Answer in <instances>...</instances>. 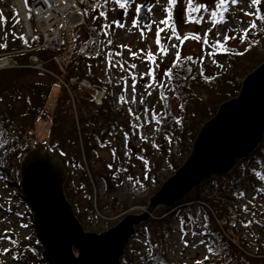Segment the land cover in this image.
I'll list each match as a JSON object with an SVG mask.
<instances>
[{"label":"trees","instance_id":"16d2710c","mask_svg":"<svg viewBox=\"0 0 264 264\" xmlns=\"http://www.w3.org/2000/svg\"><path fill=\"white\" fill-rule=\"evenodd\" d=\"M108 4L113 9L117 7L114 0H108ZM194 4L204 5V2L194 0ZM258 8L264 15L263 0ZM206 13L202 8L201 12L193 13V16L198 18ZM200 22L187 23L198 28ZM114 26L115 24H110L111 34L115 30ZM74 34L77 46L68 65L63 68L54 61L53 52L39 50L34 54L42 63V70L27 67L31 54L17 53L13 58L18 61L19 66L0 70V168L8 172L17 186L22 160L30 151L40 148L50 153L57 152L67 171L64 191L72 205L81 198L89 199L94 195L92 178L95 171L89 167V162L93 160L94 154L110 145V140L120 138L126 130L122 112L117 109L115 92L83 54L85 47L92 41L91 37L83 27L76 28ZM185 35L188 39H184ZM180 37L177 51L180 52L181 59L176 61V56L172 57L164 70L166 72L171 69V79L167 76L164 89L159 92L162 112L154 115L155 119H150L151 124H157L153 145H149L150 138L146 135L139 136L142 145L137 151L140 160L148 165V176L152 175L153 168L149 167V156L156 158V152L161 151L171 157V148L175 143L193 144L202 126L216 115L224 102L238 96L246 76L264 62V31L247 34L245 39L223 42L224 48L219 45L213 47L216 42H211V57L216 63L215 68L209 67L201 58L200 45L190 44L195 39L192 32ZM109 48L112 53L117 50L113 43ZM225 48L230 51H225ZM189 56L192 57L191 61L187 59ZM28 77L35 79L26 83ZM70 78L88 79L94 86L105 89L106 96L102 103L97 104L90 93L77 86L71 87V92L66 90L61 82H68ZM56 84H59V92L50 107L48 103ZM175 105L178 107L177 112L181 114L179 118ZM39 120H46L49 124L44 138L37 133ZM137 127L142 129L139 122ZM191 148L192 145L190 151ZM112 155L111 163L106 164L109 179L115 178L117 170L121 169L117 150ZM247 175L254 177L262 185L263 189L260 191L264 194V141L231 172L204 182L194 189L200 188L194 198H187L189 202H198L200 211H195L189 205L188 214L183 216L185 222H204V236L212 243L214 250L215 258L205 260L203 264H264V255H250L241 232L236 231V241L233 243L234 238L228 227V221L239 219L237 198L242 197L239 193L246 192ZM201 189L207 190L208 197L201 195ZM18 194L24 201L20 190ZM143 203L145 202L141 205ZM183 203L185 202L179 201L168 210L161 209L162 214L169 213L170 217L162 218V214L157 213L149 221L136 227L129 245H132L139 232L143 233L141 241L144 243L130 248L128 245L122 257L123 264H181L170 259L168 253L173 232L170 219L174 214L180 213V205ZM89 207L93 211L92 204ZM27 209L30 212L28 206ZM8 235L12 247L8 253L0 252V264H11L10 260L23 264L43 261V248L37 238L25 240L11 231ZM142 247L146 248L144 254ZM137 257L140 259H134Z\"/></svg>","mask_w":264,"mask_h":264},{"label":"rangeland","instance_id":"374dc122","mask_svg":"<svg viewBox=\"0 0 264 264\" xmlns=\"http://www.w3.org/2000/svg\"><path fill=\"white\" fill-rule=\"evenodd\" d=\"M33 1L28 0L27 9H31ZM145 1H149L151 7L147 26L136 22L138 14L135 12V7ZM182 1L178 0V4L174 9L177 32L179 35L189 32L194 34V42L191 41L190 44L201 46V58L211 68L216 67V63L211 57V42L218 41L222 44L225 42L223 39L225 35L235 37V39L229 40H239L245 36L246 32L253 35L259 31H264V20H259L255 16H245V12L255 11L254 8L249 7L251 0H240L236 5L229 4L227 15L221 23H214L215 17L211 16V10H215L216 0H199L200 2L203 1L209 10L203 16L204 19L201 20L198 28L185 22L187 4L186 0L183 3ZM166 7L167 0H135V4L129 6L126 13L125 10L117 6L114 9L111 8L112 10L108 16H90L91 20H94L101 28L104 39V56L100 59H88V62L94 64L98 74L106 78V82L110 85L109 88L115 92L117 109L122 112L126 130L120 138L110 140V145L100 150L98 154H94L93 160L89 162V167H92L95 171L92 178L95 185L94 195L89 199L81 198L74 205L71 204L75 215H77L86 232L100 234L116 226L130 214L143 213L147 209L151 196L160 189L166 180L174 175L176 168L183 164L191 152V142L188 144L179 143L177 140L178 143L172 145L171 157L161 151L156 152V158L149 156L148 163L151 165L149 167L153 168L152 175L148 176V165L140 160L137 151L142 145L140 135H146L150 138L148 143L153 145L152 140L157 135V124H151L150 119L162 112L159 92L164 87L160 85L162 83L165 86L167 82V76L163 73H165L164 70L169 60L175 56L180 44V40L175 39V37L168 38L172 36L171 29L160 24V21L166 18L167 14L164 11ZM255 7L258 8V5ZM12 8L10 0H0V17L3 18L2 23H0V43L7 44V47L0 48V58L4 56L12 58L13 54L19 52L20 54H29L20 51L22 49V39L20 37H23V31ZM114 21H119L124 27H118L113 23ZM253 21L256 23L254 29L251 28ZM105 24H115L113 34H111L109 27L107 29L103 28ZM158 28L166 29L165 32L160 34V44L156 43ZM105 32L108 35H105ZM142 33L143 35H141ZM5 34H7L6 41L4 39ZM196 37H199V39H196ZM205 39L209 42L205 43ZM109 40H111L110 44L108 43ZM112 43L117 49L113 53L109 48ZM174 44L176 45L175 48L172 47ZM149 52L152 53L155 62L148 58ZM132 53H137V56L133 57ZM133 64L136 65L135 68L131 67ZM120 65H123V68ZM27 67L33 68L30 65ZM149 72L154 74L155 81L152 76L148 75ZM34 79L35 77H28L25 81L31 83ZM132 84L136 85L134 93L131 87ZM149 84H153V87L149 88ZM58 92L59 84H56L48 103L50 107L53 106ZM133 95L135 96V102L132 100ZM121 97L124 98L122 101H120ZM174 108L177 112L178 107L175 105ZM176 115L178 118L181 116L180 112H177ZM138 122L141 124L142 129L137 127ZM48 129V121L39 120L37 122V133L41 138L47 136ZM169 145L167 146L169 147ZM116 150L121 169L117 170L115 178L109 179L106 164L111 163L113 151ZM9 176L8 172L0 168V237H3L0 239V252L2 253H8L4 252V249L10 250L12 247L8 241L10 231L20 235L25 240L37 238L32 214L28 211L24 201L19 198V188ZM246 178V192L242 197L237 198L240 212L239 219L228 221V227L234 238L233 243L236 241V231L241 232L247 242V250L250 255H259L260 257V255H264V194L260 191L263 188L254 177L247 175ZM199 189L190 192L181 200L185 203L180 206V213L174 214L170 219L173 232L170 236L168 256L173 261L181 264H196L197 261H205L204 257L206 255L209 256V259L213 260L215 258L213 252L207 251L208 247L212 248L211 242L200 243L202 239L205 240L203 235L204 222H202V225L187 223L183 217L188 214L189 205L193 206L195 211H200L198 202L187 204L189 203L187 198H194L199 193ZM201 191L202 196L208 197L206 189H201ZM142 202H145L144 205H141ZM89 204H92L93 211L90 209ZM245 207L248 211H244ZM162 208H157L153 216L157 213L162 214ZM167 217H170L169 214L164 212L162 218ZM23 225H27V227H23ZM193 232L197 235H192ZM142 234V232L137 233L132 245L144 243V241H141L143 239ZM185 240L188 242L187 247H185ZM132 245H129V248L133 247ZM144 253H146V248L142 247V254ZM134 259L139 260L140 258ZM10 262L11 264H23L12 260ZM123 262L124 259H121L120 264H123ZM32 264L47 263L32 261Z\"/></svg>","mask_w":264,"mask_h":264},{"label":"water","instance_id":"95a60500","mask_svg":"<svg viewBox=\"0 0 264 264\" xmlns=\"http://www.w3.org/2000/svg\"><path fill=\"white\" fill-rule=\"evenodd\" d=\"M137 15L148 25L150 2ZM264 141V62L246 76L237 97L224 102L196 136L190 154L160 189L147 209L130 214L100 234L86 232L67 200V171L57 152L30 151L22 160L17 187L30 208L37 240L47 264H120L136 227L155 210L172 208L215 176L231 172Z\"/></svg>","mask_w":264,"mask_h":264},{"label":"built area","instance_id":"2783aa9c","mask_svg":"<svg viewBox=\"0 0 264 264\" xmlns=\"http://www.w3.org/2000/svg\"><path fill=\"white\" fill-rule=\"evenodd\" d=\"M10 1L23 31L20 51L32 53L27 66L42 70L41 61L33 54L39 50L53 52L54 61L61 68L67 66L77 46L74 31L78 27H83L92 39L83 52L86 58L100 59L104 56L101 28L90 18L91 15L100 16L101 11L105 16L109 15L111 8L104 0H34L31 9H27L24 0ZM98 4L102 7H97ZM17 66L19 63L14 58H0V69ZM61 83L69 92L71 87L77 86L90 93L97 104H101L106 96L105 89L94 86L88 79L70 78L68 82L62 80Z\"/></svg>","mask_w":264,"mask_h":264},{"label":"snow or ice","instance_id":"6c2138e0","mask_svg":"<svg viewBox=\"0 0 264 264\" xmlns=\"http://www.w3.org/2000/svg\"><path fill=\"white\" fill-rule=\"evenodd\" d=\"M28 0H24V3L25 5L27 4ZM115 4L120 8V9H123L125 10V13L127 12L129 6L131 5H134L135 4V0H114ZM240 2V0H216V3H215V10H213L211 12V16L212 17H217L218 19L217 20H214V23H221L224 21V16H225V13L228 12V5L229 4H232V5H236ZM104 3H108V0H104ZM178 4V0H167V7L164 9V11L166 12V18L161 20L160 21V24H163L165 25L166 27L170 28L171 29V33H172V36L171 37H168V38H172V37H175V39L177 40H180L181 37L180 35L178 34L177 32V29H176V24H175V19H174V9L176 8ZM186 4H187V7L185 9V15H186V20L185 22H197L199 23L201 20L204 19L203 16H200V17H195L193 16V13H199L201 12V9L203 8L204 11H208L209 9L207 7H205L203 4H194V0H186ZM261 4V0H251V3L249 5V7H252L255 9V11H250V12H245V16H255L257 19L259 20H264V15L261 14V10L260 8H257L255 6L257 5H260ZM97 7H102V5H97ZM143 6H136L135 7V12L137 14H139L141 12V9H142ZM149 11H151V8H149ZM100 16H105V12L104 11H101L99 13ZM2 20L3 18L0 17V23H2ZM18 22V21H17ZM113 23H115L118 27H124V25L122 23H120L119 21H114ZM108 27H110V25H103V28L104 29H107ZM150 27V26H149ZM256 27V23L255 21H253L251 23V28H255ZM165 28H158L157 31H156V43L157 44H160V34L161 32H165ZM105 35H108L107 32L104 33ZM143 35V33L141 34ZM247 36V32L245 33V36L244 37H241V39H245ZM21 39H24V37H20ZM5 41L7 39V34H5V37H4ZM184 39H188V36L185 35L184 36ZM196 39H199V37H196ZM224 41L227 42L229 39H235V37H228L227 35H225L223 37ZM25 43H27V40H24ZM183 42V41H181ZM205 43H208L209 41L207 39H205L204 41ZM108 43L110 44L111 43V40L108 41ZM217 45H219L220 48H224V45L223 44H219V42L217 41L216 43H214L212 46L213 47H216ZM4 47H7V44L6 43H0V48H4ZM126 47V46H124ZM173 48L176 47V45H172ZM225 51H230L229 49H224ZM239 54H243V53H239ZM133 57H136L137 56V53H132ZM176 61H179L181 59V55H180V52L177 51L176 54ZM148 58L150 60H153V62H155L154 60V57L152 56V53L149 52L148 53ZM187 59L189 61L192 60V57L189 56L187 57ZM114 66V65H113ZM121 68H123V65H120ZM175 66V65H174ZM132 68H135L136 65L133 64L131 65ZM189 72H191V69H188ZM149 76H152L153 77V80L155 81L156 80V77L154 76V74L152 72H149L148 73ZM163 75H166V76H169V79H171V69H169L168 71H166L165 73H163ZM201 75H203V72H201ZM135 79V78H133ZM161 87H164V85L161 83L160 85ZM132 91L133 93L135 92V87L136 85L135 84H132ZM149 88L153 87V84H149L148 85ZM163 95V94H161ZM124 98L121 97V100H123ZM132 100L133 102H135V96L133 95L132 97ZM131 112V109L129 110ZM137 119H139V117H137ZM153 119H155V117H153ZM179 122V121H178ZM262 179H264V177H262ZM240 196H243L244 193L241 192L239 193ZM244 211H248L247 207H245ZM253 215H255V213H253ZM207 219V217H205V220ZM249 223H251V221H249ZM247 227V225H245ZM23 227H27V225H23ZM192 235H197V233L193 232ZM3 237H0V239H2ZM10 239V238H9ZM183 239V237H182ZM13 243H15V241H12ZM185 243V247L188 246V242L185 240L184 241ZM201 244H204L205 241L202 239L200 241ZM9 249L5 248L4 249V252H8ZM208 252H213L214 250L211 248V247H208L207 249ZM209 259V256H205L204 257V260H208ZM196 264H203V261H197Z\"/></svg>","mask_w":264,"mask_h":264}]
</instances>
